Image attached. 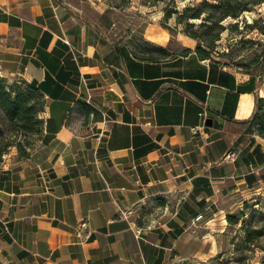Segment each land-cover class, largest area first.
<instances>
[{"label": "crops", "instance_id": "0c3cea01", "mask_svg": "<svg viewBox=\"0 0 264 264\" xmlns=\"http://www.w3.org/2000/svg\"><path fill=\"white\" fill-rule=\"evenodd\" d=\"M112 10L0 0V77L42 95L37 147L0 163V264H173L220 203L264 188L246 125L264 79L151 25L141 39L167 54L149 59Z\"/></svg>", "mask_w": 264, "mask_h": 264}, {"label": "rangeland", "instance_id": "374dc122", "mask_svg": "<svg viewBox=\"0 0 264 264\" xmlns=\"http://www.w3.org/2000/svg\"><path fill=\"white\" fill-rule=\"evenodd\" d=\"M93 1L114 9L115 33L123 38L127 37L128 43L135 46L142 55H161L155 49L158 46H148L141 39L140 33L147 26L165 30L171 39L170 46L178 49L179 38L188 37L185 34L186 23H192L195 28L191 30L196 29L201 39L210 40L211 47L204 43L201 45L208 51L210 59L232 70L264 79V0H232L234 10L244 6L248 10L237 18H226L219 25L200 28L198 26L203 22L202 18L215 15L216 11L204 7L206 11L201 19L185 20L184 17L191 12L184 13V10L197 7L202 4V0ZM165 12L170 13L169 19L165 18ZM129 35L131 36L128 37ZM193 41L195 52L197 41ZM4 84L7 87L17 86L21 91L26 90L24 81L18 78L9 81L4 79ZM36 102V107L39 108L40 100ZM37 118L40 119L38 116ZM40 128L41 124H35L31 131L25 132L18 124L9 121L0 108V163L26 159L25 156L38 145ZM220 204L223 212L216 211L214 220L205 222L206 218H203L193 228L195 231L188 235L184 250L173 264H264V238L251 243L244 242L242 238L243 230L262 224L260 216L252 211L258 210L264 215V188L238 192L232 199ZM229 215L240 218L236 225L228 223L226 217ZM243 224L244 228L241 229Z\"/></svg>", "mask_w": 264, "mask_h": 264}, {"label": "trees", "instance_id": "16d2710c", "mask_svg": "<svg viewBox=\"0 0 264 264\" xmlns=\"http://www.w3.org/2000/svg\"><path fill=\"white\" fill-rule=\"evenodd\" d=\"M202 0V4H199L194 8H187L184 10L185 12H191L190 15L185 16V20L191 19H201L202 15L205 13V8L208 7L210 9H214L216 11L215 15H208L205 18H202L203 22L199 24L200 27H208L210 25H219L220 22L225 20L226 18H237L242 12L247 11L248 8L246 6L240 8L239 10H234L232 7V0ZM259 2H256L258 4ZM182 13V14H184ZM181 14V15H182ZM180 15V16H181ZM171 15L169 12H165V18H170ZM195 28L192 23H186L185 25V34L197 41V45L195 48V54L198 55L201 59H210L208 55V51L203 49L201 45L204 43L207 47H211L210 40L201 39L198 33L195 30H191ZM144 44L148 46H152L151 43L144 41ZM156 51L161 54H167V51L156 47ZM185 53L189 52L188 49L184 50ZM149 59L154 57L153 54H147ZM26 86V90L21 91L17 86H9L7 87L4 84V78L0 77V108L4 112L6 118L18 124L22 130L25 132L31 131V127L35 124H41L42 128V120L38 119L42 109V95L37 87L32 85L31 83H27L24 81ZM33 94H36L34 96ZM38 99H37V98ZM36 100H40L39 108L36 107ZM247 130L256 133L258 136L264 137V99L258 98L255 103V108L252 116L246 121ZM40 128V132H41ZM29 154L25 156L28 158ZM252 213L260 216L262 224L259 227L247 228L244 231V236L242 237L244 242L251 243L255 240H259L264 238V215L261 214L258 210H253ZM227 221L231 225H236L240 218L236 217V215H229L226 217ZM244 228V224L241 226V229Z\"/></svg>", "mask_w": 264, "mask_h": 264}, {"label": "built area", "instance_id": "2783aa9c", "mask_svg": "<svg viewBox=\"0 0 264 264\" xmlns=\"http://www.w3.org/2000/svg\"><path fill=\"white\" fill-rule=\"evenodd\" d=\"M85 227H86V220L85 219L80 220V222L75 226L76 234H80L81 230Z\"/></svg>", "mask_w": 264, "mask_h": 264}]
</instances>
